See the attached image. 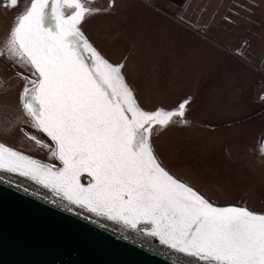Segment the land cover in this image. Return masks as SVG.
I'll return each mask as SVG.
<instances>
[{
	"label": "snow or ice",
	"instance_id": "6c2138e0",
	"mask_svg": "<svg viewBox=\"0 0 264 264\" xmlns=\"http://www.w3.org/2000/svg\"><path fill=\"white\" fill-rule=\"evenodd\" d=\"M19 0H7L17 6ZM91 0H30L0 48L31 70L21 95L31 126L50 138H29L62 166L0 143V172L18 174L71 204L207 264H264V214L214 206L170 174L154 152L155 128L188 123L186 106L143 109L112 64L88 41L81 23L101 9ZM70 10V11H69ZM261 151L264 152V146ZM91 181L81 183L82 174Z\"/></svg>",
	"mask_w": 264,
	"mask_h": 264
},
{
	"label": "rangeland",
	"instance_id": "374dc122",
	"mask_svg": "<svg viewBox=\"0 0 264 264\" xmlns=\"http://www.w3.org/2000/svg\"><path fill=\"white\" fill-rule=\"evenodd\" d=\"M0 48L30 0L5 8ZM80 27L148 111L187 100L188 123L158 126L157 156L215 203L264 213V0H96ZM70 11V10H69ZM84 33V32H83ZM31 70L0 56V143L59 166L31 126L21 95ZM118 228V227H117ZM135 240L142 237L133 235ZM190 264H194L188 261Z\"/></svg>",
	"mask_w": 264,
	"mask_h": 264
},
{
	"label": "water",
	"instance_id": "95a60500",
	"mask_svg": "<svg viewBox=\"0 0 264 264\" xmlns=\"http://www.w3.org/2000/svg\"><path fill=\"white\" fill-rule=\"evenodd\" d=\"M39 160L43 163H47L41 159ZM159 161L170 174L174 175L182 182H186L194 190H197L213 203L214 206L247 207L241 203H228L227 205L215 203L198 188L192 186L183 178L177 177L171 170L164 166L160 158ZM60 166L62 165L60 164ZM8 174L18 175L13 173ZM22 178L40 186L43 190L54 195L60 201L62 200L68 205H73L78 209L85 210L95 215V213L89 212L87 208L71 204L65 200L62 195L48 188H44L42 185L28 178ZM90 181L91 177H89L87 173L82 174L81 183L87 186ZM248 209L258 214H264L263 212L259 213L253 210L251 207ZM101 217L107 219L104 216ZM109 221L113 225L131 231L136 235H141V237L150 241L152 240L158 245H162L158 238L149 236L143 231L147 225L142 224L137 229H131L116 221ZM171 251L174 252L173 250ZM188 258L197 261L194 258ZM201 263L207 264V262ZM0 264L177 263H173L141 246L139 247L130 241L128 242L119 236H115L108 230L105 231L85 220L83 221L73 214L71 215L65 210L58 209L51 204L49 205L40 199L38 200L28 194L26 195L0 182Z\"/></svg>",
	"mask_w": 264,
	"mask_h": 264
},
{
	"label": "bare ground",
	"instance_id": "6f19581e",
	"mask_svg": "<svg viewBox=\"0 0 264 264\" xmlns=\"http://www.w3.org/2000/svg\"><path fill=\"white\" fill-rule=\"evenodd\" d=\"M155 149V148H154ZM160 158V157H159ZM166 167V166H165ZM169 169V168H168ZM0 182L2 184H6L18 191H21L24 194H28L36 199H40L41 201L46 202L47 204H51L55 206L58 209H62L70 213L71 215H75L82 219L83 221H87L91 223L94 226H98L105 231L108 230L112 232L115 236H119L123 238L126 241H130L137 246H141L144 249L153 252L157 254L158 256L164 257L168 259L171 262H175L177 264H190L188 261L194 263V264H202L199 261H194L189 259L186 256H182L178 253L172 252L167 247L163 245H158L157 243L153 242L152 240H148L144 237L140 238V240H135L133 235H136L132 233L131 231H128L124 228H121L119 226L113 225L108 219H104L101 216H97L96 214L93 215L91 213H88L85 210L78 209L77 207H74L73 205H68L67 203L60 201L58 198H56L54 195L47 193L45 190H43L40 186H37L36 184L32 183L29 180H26L18 175H12L8 173H2L0 172ZM118 227V228H117ZM143 227V226H142ZM147 227V226H146ZM138 237H141V235H136Z\"/></svg>",
	"mask_w": 264,
	"mask_h": 264
},
{
	"label": "flooded vegetation",
	"instance_id": "af4514ba",
	"mask_svg": "<svg viewBox=\"0 0 264 264\" xmlns=\"http://www.w3.org/2000/svg\"><path fill=\"white\" fill-rule=\"evenodd\" d=\"M94 1H96V0H91V2H94ZM19 3H20V0H19V2H18L17 6H15V7H18V6H19ZM3 5H4L5 8H8V7L15 8V7H13V6L8 5L7 0H5V1L3 2ZM28 6H30V5H28ZM82 31L84 32L85 37L88 38V39L92 42V40L88 37L87 33H85L84 30H82ZM92 44L94 45L93 42H92ZM94 46H95V45H94ZM95 48H97V47L95 46ZM97 49H98V48H97Z\"/></svg>",
	"mask_w": 264,
	"mask_h": 264
}]
</instances>
